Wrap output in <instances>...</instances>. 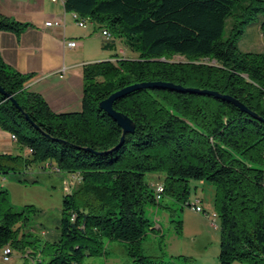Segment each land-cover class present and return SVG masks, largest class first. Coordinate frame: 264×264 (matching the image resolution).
<instances>
[{"label": "trees", "instance_id": "1", "mask_svg": "<svg viewBox=\"0 0 264 264\" xmlns=\"http://www.w3.org/2000/svg\"><path fill=\"white\" fill-rule=\"evenodd\" d=\"M63 3L109 32L103 48L116 50L118 39L134 55L115 52L114 59L84 63L81 109L70 112L53 111L40 93L26 88L31 74L11 68L0 55V127L29 150L28 156L0 155V173L37 164L63 172L70 182L59 235L40 249L47 264H83L85 257L102 254L105 241L135 246L159 230L146 217V206H161L165 198L190 205L191 179L215 187L219 264H264V52L237 45L244 27L264 15V0ZM27 26L0 13V32L18 35ZM259 27L264 39V19ZM176 55L184 60L175 61ZM156 81L183 90L138 88L113 102L135 123L131 133L99 107L121 88ZM202 90L229 95L248 111ZM159 172L161 182L146 181L145 174ZM157 183L163 186L159 198ZM35 211L31 204L16 209L0 187V250L28 248L20 227ZM131 253L134 264H177Z\"/></svg>", "mask_w": 264, "mask_h": 264}, {"label": "rangeland", "instance_id": "2", "mask_svg": "<svg viewBox=\"0 0 264 264\" xmlns=\"http://www.w3.org/2000/svg\"><path fill=\"white\" fill-rule=\"evenodd\" d=\"M262 19L264 15L259 13L244 27L242 35L237 40L241 51L264 52V39L259 27ZM86 25L83 31L88 30V32L85 36H80L85 38L82 41L84 57L90 61L102 60L114 54L115 49L102 47L104 36L101 29H97L89 21H86ZM116 48L123 49V53H117L118 57L134 55L118 39ZM173 59L184 60L179 55L174 56ZM2 175L8 179L5 180V185L14 207L20 209L24 205L31 204L36 209L28 221L20 227L30 242L27 247L33 253L25 256L22 249L14 248L12 258L19 260L18 264H33L37 261H40L39 264H47L48 256L41 253L40 249L45 242L54 241L59 235L62 196L70 184L68 176L50 168L43 169L37 164H32L29 169L23 171L2 172L0 176ZM163 178L164 174L160 172L145 174L146 181L151 183L161 182ZM77 184L76 182L73 186ZM189 187L190 205H181L165 198L161 206H146V217L152 227L159 230L149 231L138 244L132 247L123 241H105L102 254L85 257L83 264H134L132 249L137 250L141 255L173 261L177 264H219V217L212 216V213L216 212L213 203L215 187L204 179H191ZM196 202L203 208L205 214L193 210V204ZM177 223L181 226L179 231L176 230ZM231 264L247 263L234 261Z\"/></svg>", "mask_w": 264, "mask_h": 264}, {"label": "crops", "instance_id": "3", "mask_svg": "<svg viewBox=\"0 0 264 264\" xmlns=\"http://www.w3.org/2000/svg\"><path fill=\"white\" fill-rule=\"evenodd\" d=\"M0 13L28 24L18 35L12 31L0 32L3 61L23 74H31L25 82L26 88L40 93L53 111H79L82 105V65L101 60L90 61L83 55L82 41L85 38L80 36L88 32L83 31L87 25H77L73 12L65 9L63 1L0 0ZM55 19H61V25H45V22ZM68 40H76V46L68 47ZM115 52L121 54L123 49L116 48ZM111 58L114 59L110 55L102 60ZM28 154V149H21L17 140L11 138V132L0 127V155ZM5 180H8L6 176H0L1 188H6ZM23 252L25 256L33 253L29 248ZM1 254L2 249L0 264L19 263V260L12 258L13 249L8 260H3Z\"/></svg>", "mask_w": 264, "mask_h": 264}, {"label": "water", "instance_id": "4", "mask_svg": "<svg viewBox=\"0 0 264 264\" xmlns=\"http://www.w3.org/2000/svg\"><path fill=\"white\" fill-rule=\"evenodd\" d=\"M155 86L165 87V88H169V89L183 90V88L180 85H174V84L169 83V82H161V81L141 82V83H137V84H133V85L121 88L120 90H117V91L111 93L107 98H105L99 102V107L101 109H103L105 112H107L113 118V120L117 122V124L122 128L123 133H126V132L131 133L135 129V123L126 114H124L123 112L117 111L113 108L114 100L120 96L127 94L131 90L138 89V88H151V87H155ZM0 91L2 93H4L3 89L1 87H0ZM202 92L212 94V95H215L217 97H221L225 100L233 102L234 104L239 106L241 109L248 111L247 108L243 104H241L238 100L232 98L229 95H221L215 91L202 90ZM6 96L13 101V98L10 94H6ZM13 102L15 103V101H13ZM251 114H253V113H251ZM121 141H122V137H121L120 142Z\"/></svg>", "mask_w": 264, "mask_h": 264}, {"label": "built area", "instance_id": "5", "mask_svg": "<svg viewBox=\"0 0 264 264\" xmlns=\"http://www.w3.org/2000/svg\"><path fill=\"white\" fill-rule=\"evenodd\" d=\"M51 1L52 2H57V1H63V0H51ZM73 17H74L77 25H79V26H82V27L86 26V21H89L91 23V21L89 19H87V18L82 19L74 12H73ZM52 24L61 25V19H55L53 21L45 22V25H52ZM101 33L104 36V30L103 29H101ZM104 38L109 40L110 37L104 36ZM76 44L77 43L74 40H68L66 42V45L68 47H74V46H76ZM11 138L16 139V136L11 133ZM71 183L72 184L74 183V179L71 180ZM162 191H163V186L160 183H157L155 185L156 198H159V196H160ZM192 208H193L194 211H197L199 213L205 214V211L203 210V208L199 204H197V202L193 204ZM216 215H217L216 212L212 213V216L214 218L216 217ZM11 252H12V249L10 248V246L7 245V247H5V251L2 252V254H1V258L3 260H8L10 258Z\"/></svg>", "mask_w": 264, "mask_h": 264}, {"label": "bare ground", "instance_id": "6", "mask_svg": "<svg viewBox=\"0 0 264 264\" xmlns=\"http://www.w3.org/2000/svg\"><path fill=\"white\" fill-rule=\"evenodd\" d=\"M88 19V18H87ZM104 30V35L105 36H110L109 32L106 30V29H103ZM5 247H7V245H5L3 248H2V252L5 251Z\"/></svg>", "mask_w": 264, "mask_h": 264}]
</instances>
